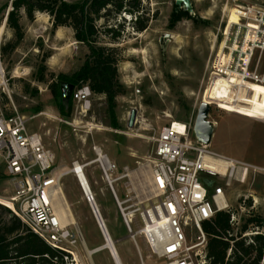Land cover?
I'll list each match as a JSON object with an SVG mask.
<instances>
[{"label":"rangeland","instance_id":"obj_1","mask_svg":"<svg viewBox=\"0 0 264 264\" xmlns=\"http://www.w3.org/2000/svg\"><path fill=\"white\" fill-rule=\"evenodd\" d=\"M11 1L0 0V45L13 39L6 26ZM143 3L154 16L143 32H135L130 19L124 20V16L110 22H125L122 38L116 44L122 55L118 69L124 93L116 98L113 111L104 96L91 93L88 113H81L73 101L71 116L61 115L49 86L60 73L70 75L76 71L88 49L75 39L70 27L54 30L47 13L37 12L33 21L23 14V40L5 57L0 52V75H4L7 83V88L0 87V106L10 112L15 105L29 119V130L42 136L53 154L54 167L66 168L58 191L65 194L75 219L71 229L80 237L78 264H118V260L115 258L116 263L109 248L90 254L106 241L76 174L70 172L76 162L84 169L121 264L162 263L142 233L140 208L147 206L151 195L148 158L163 126L179 121L192 122L194 128L199 106L202 101L207 102L211 106L208 119L215 126L211 149L264 167V87L223 79L215 71L218 66L214 68L231 10L264 7V0H189L183 4H177L176 0H143ZM173 10L186 11L191 18L171 27ZM41 71L44 82L38 81ZM34 88L38 89L35 96ZM37 108L41 110L36 112ZM132 109L137 110V116L130 127ZM103 155L110 162L108 178L98 161ZM249 180L250 185H232L229 190L232 203L236 205L238 193L252 189L258 199L255 213L264 216V175ZM12 194V184L0 161V201L11 206ZM124 215L130 219L132 232ZM187 236L191 242L195 233L188 230Z\"/></svg>","mask_w":264,"mask_h":264},{"label":"built area","instance_id":"obj_2","mask_svg":"<svg viewBox=\"0 0 264 264\" xmlns=\"http://www.w3.org/2000/svg\"><path fill=\"white\" fill-rule=\"evenodd\" d=\"M238 11L239 22L225 29L215 71L226 80L264 85V7ZM0 87L7 88L4 75H0ZM91 93L88 85L74 90L73 101L81 113L91 109ZM12 108L6 112L0 106V161L13 187L9 208L48 245L61 251L66 261L78 264L80 237L70 223L62 222L54 206L53 191L59 186L53 184V172L59 168L54 167L53 154L42 136L29 130V119L15 105ZM103 156L98 161L108 178L110 162ZM147 166L151 195L147 206L140 208L142 233L152 252L162 259L161 264H209L203 224L219 212L230 215L231 230L226 239L234 238L227 259L235 240L246 238L247 244L255 245L254 236L264 238V225L250 223L242 231L243 223L258 206L254 191L238 193L236 205L229 195L234 183L249 184V179L264 175V167L212 150L194 136L192 122L173 121L163 126L154 139ZM87 199L94 200L92 196ZM127 216L125 223L132 232ZM188 230L195 233L191 242ZM260 264H264V244Z\"/></svg>","mask_w":264,"mask_h":264},{"label":"trees","instance_id":"obj_3","mask_svg":"<svg viewBox=\"0 0 264 264\" xmlns=\"http://www.w3.org/2000/svg\"><path fill=\"white\" fill-rule=\"evenodd\" d=\"M37 12L50 16L54 30L64 26L70 27L75 39L88 49L82 65L76 71L70 75L60 73L57 80L49 86L61 115L70 117L73 111V97L69 102L62 98L63 83L72 84L75 89L88 85L93 94L105 97L108 108L113 111L116 98L124 93L118 69L122 55L116 44L122 38L125 22H110L124 16V20L130 19L135 32H143L154 18L147 12L143 0H12L6 26L12 31L13 39L0 45L3 57L9 50L17 49L24 38L25 31L21 23L23 14L33 21ZM185 18H191L186 11L173 10L169 26L172 27ZM38 81H45L42 71ZM37 94L38 89L34 88L32 95ZM35 110L38 112L41 109ZM113 126H117L115 122ZM1 203L0 264H70L61 251L52 248L22 222L9 208V204ZM229 220L228 213L219 212L212 221L203 224L207 235L206 251L209 264H260L264 244L261 235L253 237L255 245L247 244L246 238L235 240L232 253L227 259L228 249L231 247L230 240L234 239H226L231 230ZM250 223L262 227L264 216L253 213V216L243 223L242 231H246Z\"/></svg>","mask_w":264,"mask_h":264},{"label":"water","instance_id":"obj_4","mask_svg":"<svg viewBox=\"0 0 264 264\" xmlns=\"http://www.w3.org/2000/svg\"><path fill=\"white\" fill-rule=\"evenodd\" d=\"M188 2H189V0H176L177 4H183V3H188ZM6 20H7V17H6ZM74 90H75V86L72 84H69V83L61 84L62 98L65 102H69V100L71 99V97L73 95ZM210 107H211L210 104H208L204 101L201 102L199 109H198L197 117H196V120L194 123V128H193L194 136L198 139V141H200L204 144H208V145H210V143H211L213 133H214V127H215L213 122H211L208 119ZM136 116H137V110L132 109L130 112V116H129L128 126L132 127L135 124ZM73 171H76V170L75 169L70 170V172H73ZM76 173H77V171H76ZM80 182H81V180H80ZM81 184H82V187H83V190H84L86 196L91 198V195L89 196L87 194V192L85 191L84 185L82 182H81ZM208 186H210V185H208ZM90 205H91L92 211H93V213L97 219V222H98V224H99V226L103 232V235H104V238L106 241V243L104 245L92 250V253H94L95 251H98V250H101L104 248H108L109 247L108 239L110 240L111 237L109 238L110 235H109V233L105 227V224L101 218V214H100L94 200H91ZM115 253H116V256L118 257L116 251H115ZM112 256H113V254H112ZM114 260L116 262L115 258H114Z\"/></svg>","mask_w":264,"mask_h":264},{"label":"bare ground","instance_id":"obj_5","mask_svg":"<svg viewBox=\"0 0 264 264\" xmlns=\"http://www.w3.org/2000/svg\"><path fill=\"white\" fill-rule=\"evenodd\" d=\"M239 11L238 10H236V9H232L231 10V12H230V15H229V25L228 26H230L231 24H234V23H237V22H239V20H240V18H239ZM218 64V63H217ZM217 64H216V66L215 67H217ZM4 82H5V80H4ZM256 84V83H255ZM259 85H261V84H259ZM261 86H263L264 87V85H261ZM207 103V102H206ZM209 104V103H208ZM98 155H101V152L99 151V153H98ZM103 158V157H102ZM73 170L75 169L76 171H77V173H76V171H73L75 174H76V176H77V178H78V181H79V183H80V185H81V187H82V184H81V182L83 183V185H84V189H85V191L87 192V194L90 196H93V193H92V190H91V188H90V185H89V182H88V180H87V178H86V176H85V173H84V169H83V167L78 163V162H76L75 163V168H72ZM141 169V168H140ZM139 169V170H140ZM142 170H144V169H142ZM66 171V168H61V170H56L55 172H53V175L55 176V178H54V180H53V184H55L56 185V187L59 185V183L63 180V176L65 175V172ZM146 171V170H145ZM143 174V173H142ZM148 174V173H147ZM80 180H81V182H80ZM82 189H83V187H82ZM84 191V190H83ZM84 194H85V192H84ZM85 197L87 198V196H86V194H85ZM53 198H54V200H55V204H54V206H55V208L57 209V213L59 214V216H60V218H61V220H62V222L63 223H70V224H75V219H74V216H73V214H72V211H71V209H70V206H69V204L67 203V201H66V197H65V194L62 192V191H60L59 190V192L55 189L54 191H53ZM1 202V201H0ZM3 203V202H2ZM99 210V209H98ZM102 218V217H101ZM103 222H104V220H103ZM106 227V226H105ZM108 238V237H107ZM109 238H110V236H109ZM111 242H113L112 241V239L110 238V240L108 239V244H109V249H110V251H111V253L113 254V258H116L117 260H118V264H121L120 263V260L117 258V256H116V253H115V248L113 247V246H115V244L113 243H111ZM96 252V251H95ZM90 254H92V251H90ZM118 255V254H117ZM117 263V262H116Z\"/></svg>","mask_w":264,"mask_h":264}]
</instances>
